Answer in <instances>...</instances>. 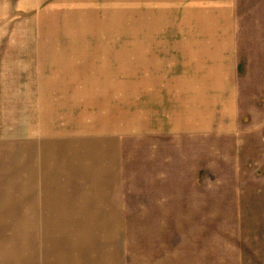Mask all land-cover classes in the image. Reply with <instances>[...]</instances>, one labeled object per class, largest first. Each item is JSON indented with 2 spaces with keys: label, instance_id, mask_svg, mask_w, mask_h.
<instances>
[{
  "label": "rangeland",
  "instance_id": "obj_1",
  "mask_svg": "<svg viewBox=\"0 0 264 264\" xmlns=\"http://www.w3.org/2000/svg\"><path fill=\"white\" fill-rule=\"evenodd\" d=\"M57 1L0 0V264H264V0H236L221 86L186 44L210 30H149L146 62H121L146 34L133 3L86 0L37 30ZM48 36L118 38L52 62ZM199 79L201 118L181 108Z\"/></svg>",
  "mask_w": 264,
  "mask_h": 264
},
{
  "label": "crops",
  "instance_id": "obj_2",
  "mask_svg": "<svg viewBox=\"0 0 264 264\" xmlns=\"http://www.w3.org/2000/svg\"><path fill=\"white\" fill-rule=\"evenodd\" d=\"M44 1L46 0H22L21 4L24 7H32L34 5L39 4L40 2L43 3ZM85 2L86 0L57 1L53 7L47 9L45 12L40 13L38 15L37 21H35V23L39 24L36 26L37 30H40L41 28L43 29L44 27L45 29L47 28V30L57 27V24H51V22L53 23V21H51L52 13L55 15V21L58 19L60 23L63 21L64 18L62 13L76 14L84 12L86 6L88 5H86ZM111 2H113L114 4H118L116 0H113ZM124 3H133L132 5L134 7L135 26L138 30L136 31V33L141 34L145 30L146 34L135 36L136 41H132L133 45L131 47H128L126 43L122 44L120 47L121 50L120 48L117 50H120V52L116 54L114 59H122V62L123 58H130L132 59L130 61H134V64L136 61H138L139 63L146 62L147 58H144L143 54L145 50L144 48H146L148 44H153L152 38L147 34L149 30L153 32L154 29L156 30L158 28L166 27L169 28L172 24L180 22L177 24H180V26L183 25L184 28L187 24V26L189 25V29H195L198 30V32H200V30L211 31L210 34L212 33L213 35L204 37L205 39H202L201 33L199 36L189 35L187 37L186 44H188L189 47L190 45L194 46L192 48V52H190L191 54H195L196 57L200 55L199 53L203 49L201 48V46H206L207 49H209V54H213L214 56H216L215 59L212 61L211 67H209V69L207 70L208 74L205 75V77L206 80L208 78H212V81H214L216 84H219L220 86L222 84H225L228 67L224 66V64L222 63V58L220 56H222V49H226V47H229V44L231 43L230 29L232 24V13L236 12V0H125ZM62 7L67 9V11L62 10ZM57 13L59 15L58 18L56 17ZM216 30H219L221 33L217 35ZM136 33L134 32V34ZM36 38H38L39 41L37 50L40 54L42 50L41 40H47L48 43L46 45V49L48 51L45 52V54H48L50 61L52 62L62 60L64 54L62 53L63 55H60L59 53H57L59 50H62L64 52V49L65 51L68 48L70 50L73 45L77 44V46L71 50L72 52L68 51L69 54L65 55V57L67 58L66 60H68V62H72L77 61V59L82 60L84 56H89V54L93 56L94 50H99L98 47H105L104 55L109 57L112 53L113 39L118 38V36L95 37L96 39L93 40L95 42L97 41V43L89 42V36L67 37L65 39L68 40V43H63L62 39L64 38L62 36H48ZM55 44H57L59 47L56 48ZM91 44H94V46H96L95 49ZM67 46L69 47L67 48ZM86 46H90L91 48L86 49ZM211 46L213 47L211 48ZM127 48L131 50L129 55H127L126 53ZM217 57H219L218 60L216 59ZM104 60L105 63L104 65H102L103 70L101 66L99 71H104L106 68H108V61H111V58H109V60L108 58H105ZM197 65L196 71L199 70V67ZM62 66L63 65H61V68H63ZM91 78L94 81L95 76H91ZM201 83L202 82L199 79V86H197L198 89H184L186 93L184 94L183 92L182 102L186 99L187 103L181 104V108L184 109L186 112L188 108H191V112L192 109L195 108L193 109L195 111L193 112L194 116H199V118H201V113L199 111V107H201V105L199 101L201 102V93L204 92V89L202 90V87L200 86ZM234 103V98L230 97L226 108L231 109V107H235ZM175 124L177 125V121L175 122ZM204 125L207 126L208 123L205 122Z\"/></svg>",
  "mask_w": 264,
  "mask_h": 264
}]
</instances>
